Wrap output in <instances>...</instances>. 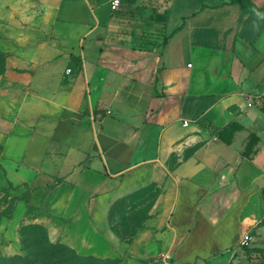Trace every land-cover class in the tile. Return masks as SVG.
<instances>
[{
	"label": "crops",
	"instance_id": "crops-1",
	"mask_svg": "<svg viewBox=\"0 0 264 264\" xmlns=\"http://www.w3.org/2000/svg\"><path fill=\"white\" fill-rule=\"evenodd\" d=\"M120 1L11 0L0 252L34 225L129 264H264V0ZM148 191L123 241L114 206Z\"/></svg>",
	"mask_w": 264,
	"mask_h": 264
},
{
	"label": "rangeland",
	"instance_id": "rangeland-1",
	"mask_svg": "<svg viewBox=\"0 0 264 264\" xmlns=\"http://www.w3.org/2000/svg\"><path fill=\"white\" fill-rule=\"evenodd\" d=\"M14 9L11 0H0V97H7L16 91L11 85L9 59L16 49L15 30L9 25L14 21ZM14 188L0 186V192L9 194ZM142 202H118L113 209L111 219L117 235L126 242L131 241L147 216L152 204L153 193L146 192ZM12 201V200H11ZM143 206L137 213L135 207ZM10 207V205H9ZM131 207V208H130ZM1 243V237H0ZM0 264H129L123 252L112 249L102 234L87 232L81 242L73 247L63 241L55 240L43 227H27L20 233L19 249L16 253L2 254Z\"/></svg>",
	"mask_w": 264,
	"mask_h": 264
},
{
	"label": "trees",
	"instance_id": "trees-1",
	"mask_svg": "<svg viewBox=\"0 0 264 264\" xmlns=\"http://www.w3.org/2000/svg\"><path fill=\"white\" fill-rule=\"evenodd\" d=\"M238 127L237 126H235V125H229V126H227L226 128H224V129H222V130H220V134H222L223 133V131H227V132H231V133H233L236 129H237ZM230 139H232V138H229L228 140H230ZM258 141H259V138L256 136V135H252V136H250V138H249V140H248V143H247V145H246V150H245V153L246 154H251L252 152H253V148H254V146L258 143ZM29 227H40V226H29ZM27 228V227H26ZM252 264H258V263H256V262H254V263H252Z\"/></svg>",
	"mask_w": 264,
	"mask_h": 264
},
{
	"label": "built area",
	"instance_id": "built-area-1",
	"mask_svg": "<svg viewBox=\"0 0 264 264\" xmlns=\"http://www.w3.org/2000/svg\"><path fill=\"white\" fill-rule=\"evenodd\" d=\"M120 3H121L120 0H112L111 8L113 10H116L119 7ZM67 72L70 73L71 69H67ZM185 124L187 125L188 122L186 121ZM249 240H250V236L246 234V235L243 236L242 242H247Z\"/></svg>",
	"mask_w": 264,
	"mask_h": 264
}]
</instances>
